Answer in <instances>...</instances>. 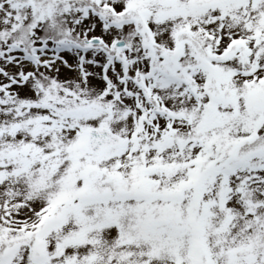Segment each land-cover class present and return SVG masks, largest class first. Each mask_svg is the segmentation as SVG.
I'll return each instance as SVG.
<instances>
[{"label":"snow or ice","instance_id":"1","mask_svg":"<svg viewBox=\"0 0 264 264\" xmlns=\"http://www.w3.org/2000/svg\"><path fill=\"white\" fill-rule=\"evenodd\" d=\"M0 264H264V0H0Z\"/></svg>","mask_w":264,"mask_h":264}]
</instances>
